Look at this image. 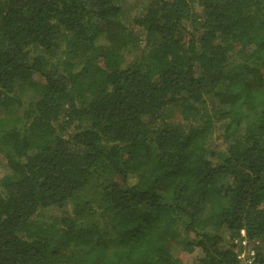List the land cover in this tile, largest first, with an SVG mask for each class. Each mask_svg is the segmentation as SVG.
Wrapping results in <instances>:
<instances>
[{"label":"trees","instance_id":"1","mask_svg":"<svg viewBox=\"0 0 264 264\" xmlns=\"http://www.w3.org/2000/svg\"><path fill=\"white\" fill-rule=\"evenodd\" d=\"M126 1L0 0V264H264V0Z\"/></svg>","mask_w":264,"mask_h":264},{"label":"rangeland","instance_id":"2","mask_svg":"<svg viewBox=\"0 0 264 264\" xmlns=\"http://www.w3.org/2000/svg\"><path fill=\"white\" fill-rule=\"evenodd\" d=\"M135 1L136 0H127L126 3L123 5V9H124L126 14H128V15L129 14H131V15L136 14V9L134 8V2ZM18 94H19L20 98L27 99L28 97L31 96V90L29 87H24V88L18 90ZM3 113H4V109L2 107H0V118L3 116ZM176 117H179V116L177 115ZM214 143L219 145V146L222 145V143L218 139H214ZM6 173H7V168H6V164H5V159L2 155H0V178L3 175H5ZM242 245H243V243H242ZM246 247H248V246H246Z\"/></svg>","mask_w":264,"mask_h":264},{"label":"built area","instance_id":"3","mask_svg":"<svg viewBox=\"0 0 264 264\" xmlns=\"http://www.w3.org/2000/svg\"><path fill=\"white\" fill-rule=\"evenodd\" d=\"M241 235L243 236V232H241ZM242 243L243 246H246L245 241H243ZM253 255L254 253L252 250H250V248H245V251L242 254H240L237 258L240 260V264H252Z\"/></svg>","mask_w":264,"mask_h":264}]
</instances>
